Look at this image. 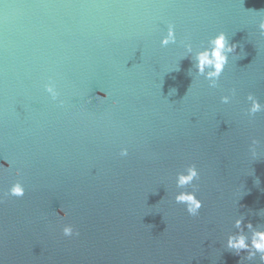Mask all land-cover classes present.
<instances>
[{
    "label": "water",
    "instance_id": "water-1",
    "mask_svg": "<svg viewBox=\"0 0 264 264\" xmlns=\"http://www.w3.org/2000/svg\"><path fill=\"white\" fill-rule=\"evenodd\" d=\"M261 23L264 0H0V262L260 264L226 239L264 230V113H243L264 104ZM220 32L237 47L213 88L195 55ZM192 164L197 217L174 201Z\"/></svg>",
    "mask_w": 264,
    "mask_h": 264
},
{
    "label": "clouds",
    "instance_id": "clouds-1",
    "mask_svg": "<svg viewBox=\"0 0 264 264\" xmlns=\"http://www.w3.org/2000/svg\"><path fill=\"white\" fill-rule=\"evenodd\" d=\"M261 33H264V23L259 25ZM177 43V35L175 31V26L169 24L167 26V32L162 36L160 40V46L166 48L169 45H175ZM209 46L204 48L202 51H198L195 55V67L197 69L198 75H205V69H211L207 72L206 79L212 83L210 87H216V81L220 78L221 74L224 72L226 65L228 64L229 54L235 52L236 45L229 44L226 35L223 32L217 34L214 38L210 39L208 42ZM186 51L188 53L192 52L191 42L185 44ZM44 92L49 96L51 101L56 102L58 107H64V100L60 98V92L57 90V85L54 81L49 80L43 86ZM236 95V89L233 88L230 95H225L220 97V103L228 105L232 103ZM98 99L106 100L108 95L98 96ZM247 106L245 107L243 113L250 120L254 118L259 113H264V104H262L259 99L252 93L246 96ZM115 107V102L113 103ZM260 140L257 138H251L250 151L252 152L253 158L256 157V152L254 146L259 145ZM129 155L127 147H122L119 151V156L121 158H126ZM10 167L8 163L7 167L0 165V168L7 169ZM17 176L20 172L17 171ZM200 179V172L198 171L195 164L189 165L183 169V171L178 172L175 178V184L177 189H181L174 196V201L176 204L184 205L187 214L191 217H197L203 207V201L197 198L198 184L196 183ZM259 183V181H257ZM191 188V191H186L184 189ZM4 195L22 198L25 196V187L18 180L14 182L8 189L7 193ZM3 199L0 198V203ZM61 219H67V213L61 207L60 212L56 213ZM237 231L233 234H229L226 239V247L229 250L234 251L236 254H240L242 251L247 252L246 259L249 261H254L257 256L259 257L260 264H264V230H255L251 223L244 225L243 219H236L233 225ZM250 232V236L245 234L244 229ZM61 234L65 238H74L79 236V232L76 231L71 224L63 225L61 229ZM2 264V262H0Z\"/></svg>",
    "mask_w": 264,
    "mask_h": 264
}]
</instances>
